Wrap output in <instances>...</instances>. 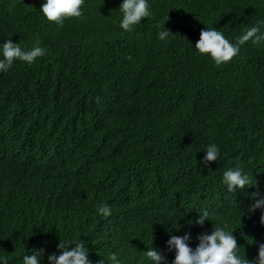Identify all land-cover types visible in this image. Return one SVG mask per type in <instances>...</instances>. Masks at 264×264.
Returning <instances> with one entry per match:
<instances>
[{
  "label": "trees",
  "instance_id": "1",
  "mask_svg": "<svg viewBox=\"0 0 264 264\" xmlns=\"http://www.w3.org/2000/svg\"><path fill=\"white\" fill-rule=\"evenodd\" d=\"M120 2L85 0L81 17L57 25L40 12L43 0H0V43L46 49L0 73V256L23 264V254L43 247L48 264L67 237L84 242L93 264H111L114 251L122 264H150L151 246L171 264L167 230L189 232L194 248L204 231L187 221L206 207L208 232L234 225L253 259L247 222L260 215L247 208L248 194L264 192V47L249 41L216 66L194 45L212 27L235 42L264 21V0H149L153 16L131 32L118 26ZM163 24L167 41L157 38ZM209 143L220 157L204 167ZM89 161L106 200L86 179L65 200L51 169ZM236 165L257 183L233 194L222 173ZM103 203L107 218L95 210Z\"/></svg>",
  "mask_w": 264,
  "mask_h": 264
},
{
  "label": "clouds",
  "instance_id": "2",
  "mask_svg": "<svg viewBox=\"0 0 264 264\" xmlns=\"http://www.w3.org/2000/svg\"><path fill=\"white\" fill-rule=\"evenodd\" d=\"M84 2L85 0H43L39 10L48 21L62 25L66 18H78L83 15L82 5ZM117 10L120 13L118 26L125 32L133 31L140 24L142 18L148 19L153 16L149 0H121ZM170 34L171 32L165 27V24L158 26L157 38L159 40L167 41ZM249 41L258 47H264V21L243 29L235 42L230 41L223 32L214 27L203 29L200 31L194 49L201 55H208L216 66H220L237 56L241 46ZM45 54L46 49L39 45V41L31 49L25 50L18 42L6 39L0 43V73L8 72L15 61L31 65L38 57ZM203 151L205 154L201 164L204 167H209V162H215L220 157V149L215 143L207 144ZM92 169L91 161L87 165L84 162L82 168L63 164L56 166V169H51L52 174H56L57 177L58 192L63 194L65 200H70L79 192L82 179H86L90 183L92 193L96 198L106 200L105 192L107 190L99 180L90 175ZM256 183L252 173L249 175L240 165L228 167L222 173V184L229 193L235 194L238 190L242 191L248 186H255ZM248 198L252 203L248 206L247 212L249 214L255 212L260 215L257 223L247 222L248 230L252 236L248 242L254 241L255 250H257L253 259L246 257L245 247L241 249L238 246L239 237L236 235L237 228L234 225L229 224L228 229L223 226L215 227L208 232L205 221H211L213 224L214 215L206 207H201L199 210H195L198 215L194 221H187L189 226L195 225L196 228L200 226L204 231L197 235L198 243L194 248L188 243L191 239L189 232H185L183 235H173L171 234L172 230H167L169 238L165 242L163 250L174 252L171 264H264V192L257 189V191L248 194ZM95 210L97 215L103 218L112 214V208L107 203L100 204ZM180 227L181 225L173 229L179 230ZM56 248L59 254H47L48 264H93L89 259V250L81 240L74 241L67 237L59 239ZM44 255L45 248H34L31 252L23 254V264H41ZM146 257L150 264H168L166 255L157 247L147 248ZM109 259L111 264H122L119 254L115 251L110 254ZM0 264H8V258L0 256ZM97 264H107V261L101 258Z\"/></svg>",
  "mask_w": 264,
  "mask_h": 264
}]
</instances>
